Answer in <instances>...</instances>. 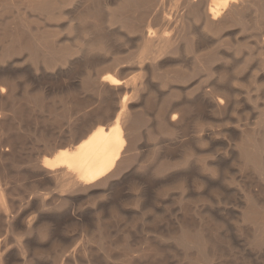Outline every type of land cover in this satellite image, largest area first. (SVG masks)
Segmentation results:
<instances>
[{"label":"bare ground","instance_id":"obj_1","mask_svg":"<svg viewBox=\"0 0 264 264\" xmlns=\"http://www.w3.org/2000/svg\"><path fill=\"white\" fill-rule=\"evenodd\" d=\"M166 1L0 0V264H264V0Z\"/></svg>","mask_w":264,"mask_h":264},{"label":"rangeland","instance_id":"obj_2","mask_svg":"<svg viewBox=\"0 0 264 264\" xmlns=\"http://www.w3.org/2000/svg\"><path fill=\"white\" fill-rule=\"evenodd\" d=\"M165 1L166 0H163V2L165 4H167V5L170 4L167 1H166L167 2L166 3ZM29 145L32 148V146L33 147L34 146H40L41 143H35V144L31 143ZM79 204H83L84 206H87L89 204V202H88V200L84 199ZM90 211H91L90 208H88V210H86V212L84 213V216L87 217L84 222L79 221V222L73 223V224H65V225L62 224L64 226V229H63V226H62V231H63V234H64L63 235V242H64V246H65L64 247L65 253L70 251V250H73L74 248H77V247L81 246L84 243L87 235L91 234L92 231L95 230V228H96V224H95V221H94L95 220V218H94L95 216ZM30 212L31 211H29V213ZM131 220L132 219H130V216H127L126 218L118 219L116 221L113 220L114 221L113 222L114 223L113 229H114L116 235H118V233L120 234L122 231H124L125 227H126V229H128V230L125 229V231H129L131 229L132 235L135 234L134 237H136L139 240V237L142 236L144 230L147 229V225H144L141 220H138L139 222L137 221L138 223L135 222L137 224L135 225V223H134V225H133V223H131L132 222ZM140 221L142 223H140ZM113 223H112V225H113ZM141 226H143V227H141ZM115 228H116V230H115ZM142 245L145 246L144 243Z\"/></svg>","mask_w":264,"mask_h":264}]
</instances>
